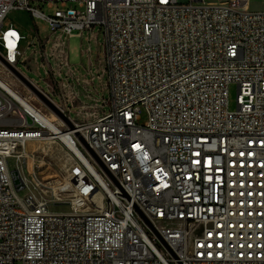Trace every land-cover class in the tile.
Masks as SVG:
<instances>
[{"label": "built area", "instance_id": "obj_1", "mask_svg": "<svg viewBox=\"0 0 264 264\" xmlns=\"http://www.w3.org/2000/svg\"><path fill=\"white\" fill-rule=\"evenodd\" d=\"M253 1L0 0V264H264V0ZM14 10L33 17L32 41L5 26ZM96 27L108 93L78 122L59 81L68 71L55 66L68 64L70 37ZM52 78L64 92L49 90ZM64 136L73 211L11 161Z\"/></svg>", "mask_w": 264, "mask_h": 264}, {"label": "rangeland", "instance_id": "obj_2", "mask_svg": "<svg viewBox=\"0 0 264 264\" xmlns=\"http://www.w3.org/2000/svg\"><path fill=\"white\" fill-rule=\"evenodd\" d=\"M261 2L262 0H254L252 7H260ZM53 11L54 9H46L47 13ZM37 22L43 26L45 25L40 20H37ZM33 23V17L29 12L24 10L11 11L5 18V26L12 24L19 28L27 35L28 42L32 41L35 36L31 30V26L34 25ZM98 31L99 29L96 27L95 34H89L87 30H84L83 37L76 35L70 37L68 64L55 66L57 71L58 69L68 71L67 75L62 74V78L59 81H61V84L62 82H67L68 84L65 89V92L71 98V103H67L68 108L71 111L72 118L78 122L92 119V115L103 111V108L99 105L100 102L96 104L97 98L101 96L100 87H104L103 93H108L106 89L108 77L105 72L104 39L102 33L96 35ZM89 38L91 39L90 41ZM89 46V51L83 53L82 50H87ZM27 74L32 79L38 81L40 85L45 86L36 70H27ZM50 83L53 88H49V90L53 94L59 95L62 90L64 92V88H60L58 86L59 83L56 85L54 79ZM14 87L22 94L30 96L29 90L19 82L16 81ZM57 95L54 98L57 102H60L61 100ZM237 99L238 85L231 83L229 86V108L231 110H236ZM147 118V113L143 110L139 123L144 124ZM27 151V153H24L22 150L19 154L21 157H18V155L12 158L11 161L17 163L18 160H21L25 167L24 175L28 173L29 176H32V174L36 173L47 183L49 188L41 189V193L51 199V201L54 200L56 210L73 211L74 207L68 202L72 198V195L67 191L69 182L66 179L76 159L66 143L53 139L37 140L30 143ZM58 188L64 192H58ZM62 200H66L67 202H63Z\"/></svg>", "mask_w": 264, "mask_h": 264}, {"label": "water", "instance_id": "obj_3", "mask_svg": "<svg viewBox=\"0 0 264 264\" xmlns=\"http://www.w3.org/2000/svg\"><path fill=\"white\" fill-rule=\"evenodd\" d=\"M26 83L30 86V88L39 96V98L49 107L51 108L57 115L62 117L65 122L68 124V126L71 129H75L74 122L65 115L53 102H51L40 90H38L31 82L24 79ZM76 135L78 136L79 140L83 143V145L87 148L89 153L95 158V160L107 171L105 165L102 163V161L99 159L98 155L95 153V151L90 147V145L87 143L85 138L81 135L80 132H76ZM109 173V171H107ZM110 174V173H109Z\"/></svg>", "mask_w": 264, "mask_h": 264}, {"label": "bare ground", "instance_id": "obj_4", "mask_svg": "<svg viewBox=\"0 0 264 264\" xmlns=\"http://www.w3.org/2000/svg\"><path fill=\"white\" fill-rule=\"evenodd\" d=\"M31 142H33V141H31ZM31 142H29L28 144H26V147H25V149H23V151H24V153H27L28 151H27V149L29 148V145H30V143ZM62 142H64V143H66V144H70V141L68 140V138L67 137H63V140H62ZM78 152H79V155L81 156V157H85L83 154H81V152L79 151V150H77ZM18 157H21L20 155L18 156ZM86 158V157H85ZM89 165L92 167V165L89 163ZM25 177V176H24ZM26 178V177H25ZM69 186H70V183H69ZM68 186V187H69ZM67 187V188H68ZM68 190H69V188H68ZM63 202H67L66 200H62ZM61 201V202H62ZM53 202H54V200H53ZM69 202V201H68Z\"/></svg>", "mask_w": 264, "mask_h": 264}, {"label": "snow or ice", "instance_id": "obj_5", "mask_svg": "<svg viewBox=\"0 0 264 264\" xmlns=\"http://www.w3.org/2000/svg\"><path fill=\"white\" fill-rule=\"evenodd\" d=\"M14 35V34H13Z\"/></svg>", "mask_w": 264, "mask_h": 264}]
</instances>
